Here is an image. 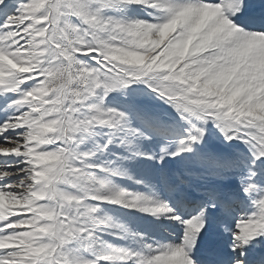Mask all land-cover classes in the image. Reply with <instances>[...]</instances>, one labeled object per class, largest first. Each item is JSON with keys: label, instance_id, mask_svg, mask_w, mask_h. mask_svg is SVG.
I'll list each match as a JSON object with an SVG mask.
<instances>
[{"label": "snow or ice", "instance_id": "1", "mask_svg": "<svg viewBox=\"0 0 264 264\" xmlns=\"http://www.w3.org/2000/svg\"><path fill=\"white\" fill-rule=\"evenodd\" d=\"M0 264H264V0H0Z\"/></svg>", "mask_w": 264, "mask_h": 264}]
</instances>
